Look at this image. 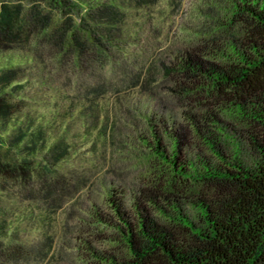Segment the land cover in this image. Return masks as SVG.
<instances>
[{
  "label": "trees",
  "instance_id": "16d2710c",
  "mask_svg": "<svg viewBox=\"0 0 264 264\" xmlns=\"http://www.w3.org/2000/svg\"><path fill=\"white\" fill-rule=\"evenodd\" d=\"M157 1L0 0V264L52 254L51 235L31 241L18 226L23 206L46 229L95 184L83 167H61L67 122L102 141L150 94L166 111L137 121L145 181L124 190L100 180L87 216L107 248L83 239L86 264H264V0L210 3L198 38L132 65L120 54L126 10ZM54 78L61 99L35 112L33 81Z\"/></svg>",
  "mask_w": 264,
  "mask_h": 264
},
{
  "label": "rangeland",
  "instance_id": "374dc122",
  "mask_svg": "<svg viewBox=\"0 0 264 264\" xmlns=\"http://www.w3.org/2000/svg\"><path fill=\"white\" fill-rule=\"evenodd\" d=\"M213 2L220 7L226 4L224 0H182L181 9L174 10L171 9L170 0H158L148 9H127L125 29L129 31L130 37L122 45L120 54L128 56L131 64L135 66L142 61L154 60L157 63V59L171 58L178 49L186 47L199 37L202 26L200 22ZM55 78L53 83L51 80L44 84L33 81V86L28 91V99L35 112L45 113L52 110L61 99L54 88L58 82ZM171 84L168 86H173ZM166 92L165 87L156 90L163 98ZM138 97L134 98L133 104L127 105L128 111L119 115L120 126L112 136H105L102 141L94 139V133L85 136L78 118L67 122L65 135L71 144L72 153L61 167H83L82 171L95 184L89 183L78 194L80 198L75 194L74 199H70L74 201L73 205L64 204V209L56 213L53 219L49 218L46 229L36 210L32 211L29 206L26 209L22 207L16 222L23 234L34 241L42 233H47L51 235L54 246L50 250L52 254L40 262L33 256L29 261H22L20 264H86L89 257L83 239L88 241L87 245L93 247V250L107 248L101 240V229L90 223L87 210L92 208V204L101 202L103 189L100 180L109 188L124 190H129L132 184L145 181L148 161L146 152L136 140V134L142 128L137 121L146 113L162 116L166 111V104L155 99L153 95Z\"/></svg>",
  "mask_w": 264,
  "mask_h": 264
}]
</instances>
